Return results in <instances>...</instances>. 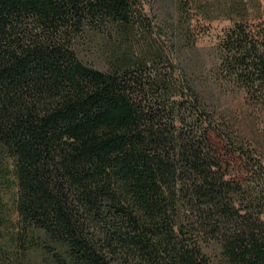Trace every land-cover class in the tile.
<instances>
[{"label": "trees", "instance_id": "16d2710c", "mask_svg": "<svg viewBox=\"0 0 264 264\" xmlns=\"http://www.w3.org/2000/svg\"><path fill=\"white\" fill-rule=\"evenodd\" d=\"M170 1L0 0V264H264V6Z\"/></svg>", "mask_w": 264, "mask_h": 264}, {"label": "rangeland", "instance_id": "374dc122", "mask_svg": "<svg viewBox=\"0 0 264 264\" xmlns=\"http://www.w3.org/2000/svg\"><path fill=\"white\" fill-rule=\"evenodd\" d=\"M262 5L264 6V0H259ZM145 10L148 15H150L151 18L155 19V22L159 24L161 27H163V18H166L167 16H171L174 14L173 11V5L170 0H149V2L145 6ZM221 25V24H220ZM213 44L212 38L210 37H202L198 40L196 44V52L192 57V61L196 60L199 63V67L202 71V75L208 74V70L210 69L212 65V56L210 54V47ZM194 58V59H193ZM198 59V60H197ZM223 105L228 106H236L235 103L231 101V99H225L222 103ZM233 110V107H232ZM263 124V123H262ZM264 124L260 127V130L263 129ZM5 201H9L10 195L7 194V197L5 196Z\"/></svg>", "mask_w": 264, "mask_h": 264}]
</instances>
